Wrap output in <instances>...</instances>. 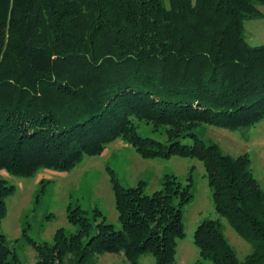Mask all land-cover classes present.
I'll list each match as a JSON object with an SVG mask.
<instances>
[{
  "label": "trees",
  "instance_id": "16d2710c",
  "mask_svg": "<svg viewBox=\"0 0 264 264\" xmlns=\"http://www.w3.org/2000/svg\"><path fill=\"white\" fill-rule=\"evenodd\" d=\"M258 5L264 0H0V171L67 172L117 139L142 159H196L215 211L252 247L239 262L220 223L206 220L193 234L199 258L264 264V191L248 155H224L196 132L264 120V45L243 34L245 21L262 18ZM134 121L165 140L139 135ZM107 171L119 228L98 209L89 218L69 206L74 233L57 229L52 244L26 238L34 264H95L104 254L175 264L191 179L166 175L146 195L144 181L125 188ZM13 193L0 180V264H20L1 232Z\"/></svg>",
  "mask_w": 264,
  "mask_h": 264
},
{
  "label": "rangeland",
  "instance_id": "374dc122",
  "mask_svg": "<svg viewBox=\"0 0 264 264\" xmlns=\"http://www.w3.org/2000/svg\"><path fill=\"white\" fill-rule=\"evenodd\" d=\"M257 8L262 18L247 20L243 25L244 37L251 46L264 45V5H258ZM134 124L138 134L143 137L159 141L166 138L164 133L153 134L151 125L144 121H134ZM196 132L205 143L217 145L224 155H248L252 175L264 191V120L249 129L231 131L202 125ZM108 168L113 170L116 179L125 188L135 187L139 181H144L146 195L162 189L166 175L175 177L183 185L188 178L191 179L193 198L182 210L185 236L177 240L175 264H210L199 258V252L193 244L196 227L206 220L220 223L239 262L242 263L251 253V245L238 236L215 211L202 163L177 156L168 160L142 159L134 148L117 139L105 145L100 155L84 156L67 172L41 168L34 176L25 178L0 171V180L14 188V193L6 199V215L1 223V232L20 264H34L37 260L27 237L36 243L52 244L57 229L63 228L68 235L74 233L76 228L66 220L69 206H79L89 218L93 210L98 209L108 223L119 228ZM95 264L128 263L122 255L104 254L96 258ZM139 264H154V259L146 255L139 259Z\"/></svg>",
  "mask_w": 264,
  "mask_h": 264
}]
</instances>
